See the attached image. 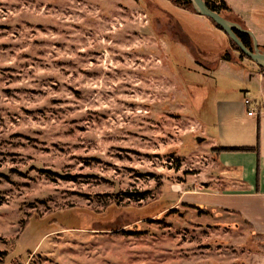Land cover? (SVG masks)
Instances as JSON below:
<instances>
[{
  "label": "rangeland",
  "instance_id": "rangeland-1",
  "mask_svg": "<svg viewBox=\"0 0 264 264\" xmlns=\"http://www.w3.org/2000/svg\"><path fill=\"white\" fill-rule=\"evenodd\" d=\"M251 68L170 0H0V264H264L210 169Z\"/></svg>",
  "mask_w": 264,
  "mask_h": 264
},
{
  "label": "crops",
  "instance_id": "crops-1",
  "mask_svg": "<svg viewBox=\"0 0 264 264\" xmlns=\"http://www.w3.org/2000/svg\"><path fill=\"white\" fill-rule=\"evenodd\" d=\"M225 2L241 20L244 28L253 33L258 47L264 48V15L259 14H264V9L258 10L257 14H253L252 11L246 15L244 10L246 5L239 0ZM251 70L254 74L249 75L250 80L258 83L259 89V99L254 101L256 108H251L252 101L246 99L247 97L238 105L222 102L215 124L217 137L211 150L252 149L258 146L257 152H218L214 157L215 166L210 169H216L219 185L221 183L224 185L219 191L221 193L216 195L217 205L225 212L248 222L256 235L264 237V73L254 71L252 68ZM245 100L250 101L249 106L245 105ZM249 110L253 112L251 116L248 115Z\"/></svg>",
  "mask_w": 264,
  "mask_h": 264
},
{
  "label": "water",
  "instance_id": "water-1",
  "mask_svg": "<svg viewBox=\"0 0 264 264\" xmlns=\"http://www.w3.org/2000/svg\"><path fill=\"white\" fill-rule=\"evenodd\" d=\"M192 10L200 17L208 18L214 22L222 32L238 47L241 53L255 65L264 70V52H262L257 44V40L252 32L242 28L238 23L227 20L220 14L212 11L207 7L203 0H189ZM239 31L247 34L252 40V50L247 49L244 44L238 39L234 31ZM198 143H202L203 139L197 138Z\"/></svg>",
  "mask_w": 264,
  "mask_h": 264
},
{
  "label": "trees",
  "instance_id": "trees-1",
  "mask_svg": "<svg viewBox=\"0 0 264 264\" xmlns=\"http://www.w3.org/2000/svg\"><path fill=\"white\" fill-rule=\"evenodd\" d=\"M203 1L206 3L207 7L210 8L212 11H214L220 15H221V13H226V14H228L227 16L234 17L237 20V22L244 28V25L241 23V20L236 15L233 14L231 8L227 5L225 0H203ZM170 2L178 8L185 9V10H190V9L192 10V7H191L189 0H170ZM224 18L229 20L227 17H224ZM212 23L214 24L216 29L222 31L214 22H212ZM234 32H235L236 36L238 37V39L244 44V46L247 49L252 50L251 38L245 33H242V32L236 31V30ZM229 41H230L231 45L235 47V50L241 54V57L245 58V56L241 53V51L238 49V47L230 39H229ZM259 49L262 52H264V48L259 47ZM223 61L228 62L229 60L225 58ZM261 71H264V70L261 69ZM257 149H258V146L256 148H252V149L251 148H216V149H213L211 151L214 154H216L218 152H237V151H244V152L256 151L257 152ZM255 236L264 240L263 236L256 235V234H255ZM0 255L5 256L6 252H0Z\"/></svg>",
  "mask_w": 264,
  "mask_h": 264
},
{
  "label": "built area",
  "instance_id": "built-area-1",
  "mask_svg": "<svg viewBox=\"0 0 264 264\" xmlns=\"http://www.w3.org/2000/svg\"><path fill=\"white\" fill-rule=\"evenodd\" d=\"M245 105L249 106L250 105V101L249 100H245ZM253 114L252 110L248 111V115L251 116Z\"/></svg>",
  "mask_w": 264,
  "mask_h": 264
}]
</instances>
